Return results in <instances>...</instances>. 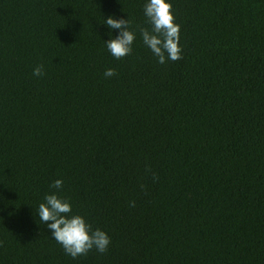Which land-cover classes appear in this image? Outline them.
Wrapping results in <instances>:
<instances>
[{"label": "trees", "instance_id": "obj_1", "mask_svg": "<svg viewBox=\"0 0 264 264\" xmlns=\"http://www.w3.org/2000/svg\"><path fill=\"white\" fill-rule=\"evenodd\" d=\"M143 3L0 0V264H264V0H171L181 59H114ZM56 179L106 252L35 216Z\"/></svg>", "mask_w": 264, "mask_h": 264}, {"label": "clouds", "instance_id": "obj_2", "mask_svg": "<svg viewBox=\"0 0 264 264\" xmlns=\"http://www.w3.org/2000/svg\"><path fill=\"white\" fill-rule=\"evenodd\" d=\"M143 16L147 27L134 28L128 16L109 15L104 18L101 24L109 30L108 39L103 40L108 53L118 60L130 55L139 35V40L157 64L178 62L181 59L180 25L175 22L171 0H144ZM115 30L119 32L115 33ZM43 74L42 65L33 69L34 76ZM114 75L112 68H107L103 73L105 78ZM63 184L62 179H56L49 185V192L35 208V216L41 224L46 225L51 239L71 258L85 255L93 249L99 253L106 252L111 237L106 231L93 228L83 215L73 211L71 199L61 194Z\"/></svg>", "mask_w": 264, "mask_h": 264}]
</instances>
